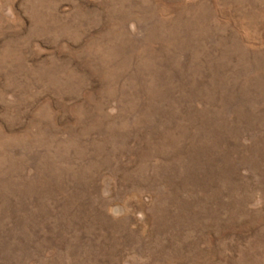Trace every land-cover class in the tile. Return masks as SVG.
Masks as SVG:
<instances>
[{
  "label": "rangeland",
  "instance_id": "rangeland-1",
  "mask_svg": "<svg viewBox=\"0 0 264 264\" xmlns=\"http://www.w3.org/2000/svg\"><path fill=\"white\" fill-rule=\"evenodd\" d=\"M0 264H264V0H0Z\"/></svg>",
  "mask_w": 264,
  "mask_h": 264
}]
</instances>
